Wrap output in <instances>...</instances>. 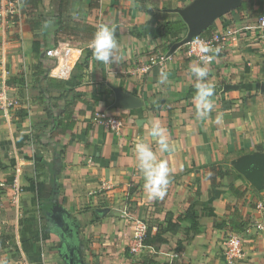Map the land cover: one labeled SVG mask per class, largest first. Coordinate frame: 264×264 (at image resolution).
<instances>
[{
    "label": "crops",
    "instance_id": "0c3cea01",
    "mask_svg": "<svg viewBox=\"0 0 264 264\" xmlns=\"http://www.w3.org/2000/svg\"><path fill=\"white\" fill-rule=\"evenodd\" d=\"M24 1L22 15L0 25V89L7 100L0 107V264H18L14 247L29 264H58L37 245L44 244L42 218L55 216L66 234L65 264H222L230 232L254 220L264 225L256 209L264 188L233 175L239 173L234 160L264 146V0H229L223 18L212 23L215 32L231 28L235 34L207 65L214 108L203 119L195 115L189 70L201 61L187 54L188 27L160 33L166 22L184 21L181 11L195 0ZM102 24L114 29L123 57L118 64L93 56L89 45ZM143 25L147 33H131ZM151 55L158 62L146 71ZM226 84L240 87L225 92ZM114 88L134 105L115 107ZM97 113L120 117L125 126L111 130ZM153 120L166 129L171 151H161L151 135ZM137 142L149 144L169 165L162 200L150 201L144 192ZM211 164L229 170L218 177L214 195ZM38 180L53 186L42 204ZM191 204L199 232L187 239L190 223L168 230L166 216L173 214L175 222ZM138 220L147 223L152 239L160 233L166 242L155 238L134 257L129 246ZM253 232L244 235V264H263L264 228Z\"/></svg>",
    "mask_w": 264,
    "mask_h": 264
},
{
    "label": "clouds",
    "instance_id": "9594fccd",
    "mask_svg": "<svg viewBox=\"0 0 264 264\" xmlns=\"http://www.w3.org/2000/svg\"><path fill=\"white\" fill-rule=\"evenodd\" d=\"M93 51L94 58L105 64H118L123 57L118 55V41L115 38L114 29L106 24L100 25L89 45ZM199 59L201 63L189 65L190 72L195 76L193 87L195 95L193 103L197 119L207 117L214 108L212 97L214 96L215 84L207 79L209 76V53L212 49L205 43H201ZM216 48L215 53L219 54ZM167 76L161 73V83L166 82ZM221 115H217L216 123H220ZM151 135L156 138L161 151H171L166 129L159 120H153L151 124ZM135 158L138 169L144 178L143 189L148 200L163 199L170 183V168L166 160L159 159L151 146L144 142H137L134 146Z\"/></svg>",
    "mask_w": 264,
    "mask_h": 264
},
{
    "label": "built area",
    "instance_id": "2783aa9c",
    "mask_svg": "<svg viewBox=\"0 0 264 264\" xmlns=\"http://www.w3.org/2000/svg\"><path fill=\"white\" fill-rule=\"evenodd\" d=\"M25 9V3L23 0H0V25L6 28L10 23L14 22L19 18ZM259 26L264 29V16L259 18ZM235 34L231 28L224 29L222 31H213L209 36L197 35L186 42L187 54L200 61L199 57L202 55L199 51L201 43L207 44L211 49L208 55L210 57L209 63H212L217 55L215 49L219 48L220 52L225 47L231 36ZM158 62V56L151 55L145 65L144 70H149L153 65ZM7 103L6 93L4 88L0 89V107H3ZM99 122L104 123L108 128L114 131H120L125 126L124 119L115 117L112 115L97 113L96 116ZM257 211L264 215V202H258L256 206ZM135 229L132 236L129 249L130 253L134 257H140L147 251V232L149 226L144 221H135ZM253 228L260 231L264 228L263 222L254 220L247 226L242 228V231L232 233L230 232L223 241V253H222V264H244L247 259V249L245 246L244 235H250L253 232ZM24 262L21 264H29L27 258L24 257ZM264 264V262H263Z\"/></svg>",
    "mask_w": 264,
    "mask_h": 264
},
{
    "label": "water",
    "instance_id": "95a60500",
    "mask_svg": "<svg viewBox=\"0 0 264 264\" xmlns=\"http://www.w3.org/2000/svg\"><path fill=\"white\" fill-rule=\"evenodd\" d=\"M232 4L233 1L229 0H195L191 8L183 9L181 15L188 27L184 42L186 43L209 29L217 16L228 10ZM239 87V85L226 84L223 90L226 92ZM260 90L264 91V82H262ZM114 92L115 107L130 108L134 105V101L125 92L117 88H114ZM233 166L255 188L259 190L264 188V151L244 154L233 161Z\"/></svg>",
    "mask_w": 264,
    "mask_h": 264
},
{
    "label": "trees",
    "instance_id": "16d2710c",
    "mask_svg": "<svg viewBox=\"0 0 264 264\" xmlns=\"http://www.w3.org/2000/svg\"><path fill=\"white\" fill-rule=\"evenodd\" d=\"M24 3H26V2L24 1ZM186 29H187V25L184 21H182V20L170 21V22H166L162 26V28H160V33L162 35H166V34H169L172 32L183 31ZM213 29H214V24L209 29L204 31L202 33V36H209L211 34V32L213 31ZM147 30H148L147 26L143 25L141 27H134L131 30V33L137 37H140V36L144 35L145 33H147ZM71 81L72 80H69L68 82H71ZM258 87L259 86H256V88H258ZM222 94H224V93H222ZM224 101H225V99L222 98L223 106L226 107V105L224 104ZM257 149L260 151H264V146L258 145ZM42 163L43 162L41 160L39 163L36 164V170L37 171H40V169L42 168ZM210 170H211L212 192L214 195L215 189L221 185L218 177L223 178L225 175L229 174V170H223V168L220 166V164H211ZM233 175H234V177H240L241 176L240 173H236V172ZM35 185H36V189H37L38 201L40 204H42V202L44 200L51 198V196L53 195V186L51 184H47L43 180H38ZM212 192H211V195H212ZM193 206L194 205L191 204V206L189 207V209L185 215L177 216L175 218V222H172V219L174 218L173 214L168 213L166 216V220L168 222L167 229L170 230V229L176 227V225H180L183 221H188L190 223V226L186 230L187 239H191L194 235H196L199 232V220H198V215L196 214ZM159 235H160V233L155 234L154 239H152V237L150 236V230L148 229L147 238L145 241L146 244L152 243V241H154L155 238H158V237H159L160 243L166 242V239L161 238Z\"/></svg>",
    "mask_w": 264,
    "mask_h": 264
},
{
    "label": "rangeland",
    "instance_id": "374dc122",
    "mask_svg": "<svg viewBox=\"0 0 264 264\" xmlns=\"http://www.w3.org/2000/svg\"><path fill=\"white\" fill-rule=\"evenodd\" d=\"M223 14L225 13H221L219 15V18H223L224 16ZM58 221L59 220L56 216L48 218V220L46 218H42L40 225L42 226L41 230L44 228V230H42V234H43L42 237L44 240V244L39 242V244L37 245L40 246L39 249H43L46 252V254L50 255V258H53V260L58 262V264H65V260H64L65 253L63 252L64 248L62 246L61 239L63 240L66 234L61 229L62 227L57 225L59 223ZM13 246H14L13 242H11V247ZM36 248L37 247H35V249ZM10 252L15 256L17 260H19L18 264H21V262H24L25 259L21 255V252L18 249H16L15 247L11 248ZM8 261H9V257H8Z\"/></svg>",
    "mask_w": 264,
    "mask_h": 264
}]
</instances>
